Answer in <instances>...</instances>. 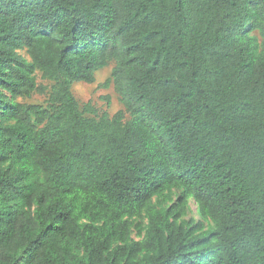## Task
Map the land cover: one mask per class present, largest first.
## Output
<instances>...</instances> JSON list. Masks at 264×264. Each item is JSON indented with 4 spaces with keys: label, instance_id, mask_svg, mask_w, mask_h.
<instances>
[{
    "label": "trees",
    "instance_id": "obj_1",
    "mask_svg": "<svg viewBox=\"0 0 264 264\" xmlns=\"http://www.w3.org/2000/svg\"><path fill=\"white\" fill-rule=\"evenodd\" d=\"M0 264H264V0H0Z\"/></svg>",
    "mask_w": 264,
    "mask_h": 264
},
{
    "label": "rangeland",
    "instance_id": "obj_2",
    "mask_svg": "<svg viewBox=\"0 0 264 264\" xmlns=\"http://www.w3.org/2000/svg\"><path fill=\"white\" fill-rule=\"evenodd\" d=\"M19 53L22 54L25 58L29 59V56L27 55L25 49L19 50ZM113 65L114 62L111 61L107 66L98 69L95 72V79L91 83L78 81L72 84L71 91L78 101L80 108H82L87 102H90L91 105L94 106L97 110V114L107 112L110 116L113 115L117 110L123 109L120 97L114 91L112 83L109 82L107 85H105L107 80L111 78V69ZM36 82L37 84L47 87L46 93L41 94L38 92H34L28 98H19V101L24 104H46L47 93L50 90L52 81L43 79L40 75V72H37ZM85 116L92 117L93 114L86 113ZM127 118H129L128 115ZM178 192L179 190H174L175 195L178 194ZM183 218L186 220L194 221H197L199 219L196 204L192 199H189L187 212Z\"/></svg>",
    "mask_w": 264,
    "mask_h": 264
}]
</instances>
